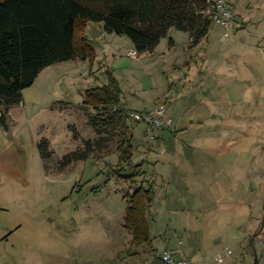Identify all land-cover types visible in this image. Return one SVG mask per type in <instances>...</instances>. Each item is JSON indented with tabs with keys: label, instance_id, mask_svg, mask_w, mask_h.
Returning <instances> with one entry per match:
<instances>
[{
	"label": "rangeland",
	"instance_id": "obj_1",
	"mask_svg": "<svg viewBox=\"0 0 264 264\" xmlns=\"http://www.w3.org/2000/svg\"><path fill=\"white\" fill-rule=\"evenodd\" d=\"M228 7L233 22L214 21L198 45L172 28L142 55L128 37L90 23L94 63L55 64L24 90L7 126L0 119V264H162L169 246L195 249L196 262L230 249L225 264H264V0ZM108 71L123 108L165 106L174 121L153 132L130 116L132 165L141 169L121 174H143L130 180L117 172L118 136L87 161L58 165L98 139L88 123L97 112L83 102L86 90L108 84ZM43 140L53 152L47 168ZM140 187L153 189L154 201L151 243L137 245L125 225L126 197Z\"/></svg>",
	"mask_w": 264,
	"mask_h": 264
},
{
	"label": "trees",
	"instance_id": "obj_2",
	"mask_svg": "<svg viewBox=\"0 0 264 264\" xmlns=\"http://www.w3.org/2000/svg\"><path fill=\"white\" fill-rule=\"evenodd\" d=\"M210 0H0V119L7 126L12 107L23 102V92L39 75L58 63L96 60L93 41L86 35L90 23L101 24L110 34L126 36L135 51L153 53L169 31L175 28L190 35L193 46L208 38L213 24ZM170 45H174L171 39ZM108 84L85 92L83 107L94 109L88 123L98 136L83 148L67 154L60 169L87 161L119 137L122 151L118 175L130 180L142 172L124 176L133 166L135 148L128 120L130 112L121 107L122 91L112 72ZM105 136V137H104ZM107 136H110L109 139ZM50 143L43 140L39 151L46 168L53 159ZM126 228L134 243H151L147 208L154 201L153 189L138 188L126 197ZM162 262V259H159Z\"/></svg>",
	"mask_w": 264,
	"mask_h": 264
},
{
	"label": "built area",
	"instance_id": "obj_3",
	"mask_svg": "<svg viewBox=\"0 0 264 264\" xmlns=\"http://www.w3.org/2000/svg\"><path fill=\"white\" fill-rule=\"evenodd\" d=\"M213 6V21L220 22L224 26L227 23H232L234 20V14L232 10L228 7V0H210ZM132 57L136 56V52H131ZM130 116L137 122L145 121L151 127V131L160 130L164 125L172 127V119L167 117V108L165 106H160L154 111L139 113L132 112ZM232 251L230 249H225V255L219 254L215 257L213 264H222L225 261V256H230ZM163 264H194L188 259H175L171 250L167 249L163 251L161 255Z\"/></svg>",
	"mask_w": 264,
	"mask_h": 264
},
{
	"label": "crops",
	"instance_id": "obj_4",
	"mask_svg": "<svg viewBox=\"0 0 264 264\" xmlns=\"http://www.w3.org/2000/svg\"><path fill=\"white\" fill-rule=\"evenodd\" d=\"M99 25H101V24H99ZM102 26V25H101ZM135 51V50H134ZM171 51H172V49H171ZM142 57V56H141ZM184 62V59H183V61H182V63ZM188 62V61H187ZM82 63V62H81ZM188 66H187V68H188V70H191V67H190V65L189 64H187ZM49 68V67H48ZM177 69V71H179V67L177 66V65H175V64H171V66H169V68H168V70L169 71H174V70H176ZM167 94H168V92H167ZM202 103V101H200V104ZM121 104H122V102H121ZM121 107H122V105H121ZM127 110V109H126ZM186 114L187 115H189V114H191V113H187V112H185L184 114H181L182 115V117H181V119L179 120V122L177 123V125H176V131L177 130H180V128H182L181 126H182V124H183V122L186 120ZM171 119V118H170ZM173 123H174V121H172V125H173ZM185 129H186V127H184ZM183 128V129H184ZM135 244V243H134ZM167 249H169V250H171L172 251V253H173V256H174V258L175 259H188V260H190V261H192L194 264H207V262H205V261H198V262H196L195 261V258H196V254H197V252H196V250L194 249V250H192L191 251V249L190 248H186V249H184V248H174V247H166L165 248V250H167ZM164 250V251H165ZM223 251H224V253H223ZM137 252H135L134 254H136ZM139 254V253H138ZM219 254H222V255H225V249H223V250H221L220 252H218V253H216V255H214V257H213V259H212V261H211V263L210 264H213V262H214V259H215V257L216 256H218ZM162 255V254H161ZM233 255V252H232V254L230 255V256H225V261L222 263V264H225V262H226V260L228 259V258H230L231 256ZM160 258H161V256H160ZM163 264V263H162Z\"/></svg>",
	"mask_w": 264,
	"mask_h": 264
}]
</instances>
